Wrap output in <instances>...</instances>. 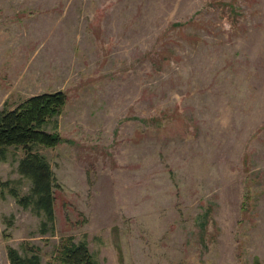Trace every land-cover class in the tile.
Segmentation results:
<instances>
[{"label":"rangeland","instance_id":"rangeland-1","mask_svg":"<svg viewBox=\"0 0 264 264\" xmlns=\"http://www.w3.org/2000/svg\"><path fill=\"white\" fill-rule=\"evenodd\" d=\"M58 91L56 222L8 149L0 264H264V0H0V112Z\"/></svg>","mask_w":264,"mask_h":264},{"label":"trees","instance_id":"trees-1","mask_svg":"<svg viewBox=\"0 0 264 264\" xmlns=\"http://www.w3.org/2000/svg\"><path fill=\"white\" fill-rule=\"evenodd\" d=\"M68 104V96L62 91L33 96L13 110L0 112V158L5 159L10 148H21L25 157L19 165V173L32 182L29 195L20 197L14 188L11 194L26 209L33 207L34 212L44 215L43 233L50 232L49 226L56 222L55 189L57 179L46 157L38 153L37 148H55L63 143L56 132L47 127L55 122ZM2 188L10 183L0 181ZM53 228V227H52ZM10 264H44L35 249L21 254L17 249L8 248ZM48 264H98L89 249L88 242L77 243L74 238L65 239L57 251L54 261ZM257 264H261L257 261Z\"/></svg>","mask_w":264,"mask_h":264}]
</instances>
